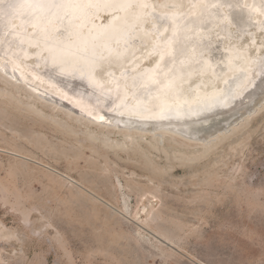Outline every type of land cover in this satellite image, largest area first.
<instances>
[{"label": "rangeland", "instance_id": "1", "mask_svg": "<svg viewBox=\"0 0 264 264\" xmlns=\"http://www.w3.org/2000/svg\"><path fill=\"white\" fill-rule=\"evenodd\" d=\"M253 1L238 10L245 32L225 18L231 39L214 28L210 40L263 56L264 0ZM29 88L0 69V264H264V104L202 145L114 130ZM101 96L96 110L111 102Z\"/></svg>", "mask_w": 264, "mask_h": 264}, {"label": "bare ground", "instance_id": "2", "mask_svg": "<svg viewBox=\"0 0 264 264\" xmlns=\"http://www.w3.org/2000/svg\"><path fill=\"white\" fill-rule=\"evenodd\" d=\"M176 1L164 0L156 8L152 0H0V69L16 84L30 87L46 101L65 103L75 114L87 115L96 124L129 133L178 134L208 145L264 104V67L260 66H264V54L251 56L243 44L222 46L219 38L211 41L213 37L208 36L219 28L224 39L229 37L225 18L238 29L248 27L250 16H238L239 22L232 13L221 10L225 4L237 14L244 0L209 1V18L200 11L203 3L192 0L181 9L185 1ZM146 21L152 24L156 37L145 27ZM190 22L196 28L188 35H194L184 40L176 29ZM214 53L216 60L210 61ZM151 54L154 63L146 67ZM53 55L63 58L54 62ZM48 61L55 63L54 68H62L60 71L85 69L91 80L103 83L96 95L110 97L111 102L100 103L96 110L89 102L92 97L87 100L83 94H69L54 86L42 78L46 67L54 73L46 66ZM91 61L93 66H86ZM103 65L98 75L96 68ZM111 65L116 66L115 71ZM172 71L177 74L170 76ZM197 74L198 80L185 82L188 75ZM127 138L130 140V135Z\"/></svg>", "mask_w": 264, "mask_h": 264}, {"label": "water", "instance_id": "3", "mask_svg": "<svg viewBox=\"0 0 264 264\" xmlns=\"http://www.w3.org/2000/svg\"><path fill=\"white\" fill-rule=\"evenodd\" d=\"M30 1H32V0H30ZM209 1H212V0H195V3L196 4H199V3H203L204 4V6H202V9L200 11L204 12V15L207 18H209L208 12H207L209 10L208 9V3H209ZM253 4H254V1H253ZM222 6H224V5L222 4ZM259 10L262 11V12H264V4H260L259 5ZM244 14L245 13H243V11H238V15H239V18L240 19H242V18L245 17ZM235 18H237V20L240 22V19L238 17H235ZM172 22H173V20H171V24H172ZM231 24L232 25H235L233 22H231ZM194 28H196L195 25H194V23L190 22V23H186V24L182 25L181 27H179L176 30H177V33L178 34L180 32L183 33L182 39H184V40H190L192 38V35H194V34H192V33L190 35H188V34L190 33L189 31H194L195 30ZM222 30L224 31L225 28L222 27ZM240 31L245 32L246 31V27H242ZM224 40H226V39L223 38V41ZM190 42L192 43V41H190ZM216 47L218 48L219 46L217 45ZM216 47H214L212 49H215ZM216 56H217L216 53L212 54L211 57H210V61L216 60ZM59 58L61 59L63 57H58V56L53 55L52 60H55L54 62H57V60ZM92 62L93 61H91L89 63H86V66L87 65L88 66H91ZM50 63H52V62L51 61H48L46 63V66H51V69L54 70V73L52 71H50V69H48V67H46V70L43 73L42 78H47L50 81V83H52L54 86H58L59 88H62L64 90H66L67 93H69V94L70 93H80V94H83L84 98L87 99V100H89L88 97H92L93 98V96H96V101H98V98H97V95L96 94H98L97 91L100 90V86L103 83H99L98 84V83H95L96 81L94 82V79L91 80L90 79V78H92L91 74H88L85 69H81L80 71L66 70V69L63 70V71H60L62 68H58V67H55L54 68L53 66H56V65H54L55 63H52L53 65L50 64ZM59 63H61V62H59ZM102 64H105V62H103ZM110 64H113V63L111 62ZM176 64H178V66H180L179 61H177ZM100 66H102V65L100 64ZM103 66H105V65H103ZM87 68H89V67H87ZM99 68H101V67L97 66L96 71ZM169 68H172V64H169ZM87 70H89V69H87ZM168 70L169 69H167V71ZM173 74L176 75L177 74L176 71L170 72V76H174ZM179 75H182V74H179ZM183 76H185V75H183ZM191 76L192 75H188V77L185 80V82L192 80L193 76H195V75H193L192 77ZM197 76H199V75L197 74ZM212 82H214V81H212ZM108 83H110V82H108ZM207 86H209V85H207ZM100 100H101V98H100ZM96 101L91 100L89 102L92 103V104H96L97 103Z\"/></svg>", "mask_w": 264, "mask_h": 264}]
</instances>
